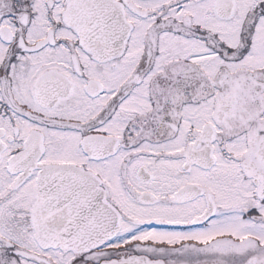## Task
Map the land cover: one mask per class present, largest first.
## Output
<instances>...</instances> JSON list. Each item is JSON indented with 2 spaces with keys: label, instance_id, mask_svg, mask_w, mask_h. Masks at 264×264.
<instances>
[{
  "label": "snow or ice",
  "instance_id": "6c2138e0",
  "mask_svg": "<svg viewBox=\"0 0 264 264\" xmlns=\"http://www.w3.org/2000/svg\"><path fill=\"white\" fill-rule=\"evenodd\" d=\"M0 264H264V0H0Z\"/></svg>",
  "mask_w": 264,
  "mask_h": 264
}]
</instances>
